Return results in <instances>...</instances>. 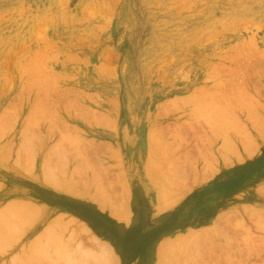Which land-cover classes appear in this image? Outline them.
<instances>
[{"label":"rangeland","instance_id":"1","mask_svg":"<svg viewBox=\"0 0 264 264\" xmlns=\"http://www.w3.org/2000/svg\"><path fill=\"white\" fill-rule=\"evenodd\" d=\"M36 183L126 226L141 197L156 239L101 249ZM263 246L264 0H0V264H264Z\"/></svg>","mask_w":264,"mask_h":264},{"label":"crops","instance_id":"2","mask_svg":"<svg viewBox=\"0 0 264 264\" xmlns=\"http://www.w3.org/2000/svg\"><path fill=\"white\" fill-rule=\"evenodd\" d=\"M22 187L26 188L27 186ZM35 187L36 190L34 189V191L32 190V188L29 189L36 195L37 200L39 201V203H37V205L39 206V210H41L42 212H67L68 214L76 218L78 221H83L95 233V235L90 236V238L94 243L99 244L101 249L103 244V247L105 249L108 248L109 244L113 249H116L120 256H122L123 250L121 251V249L123 248L120 249L119 245L123 243L124 247H126V239H133V241L135 239L136 241L140 242L143 239H156L154 238L155 234L153 233L152 235L153 228L151 221L149 220L148 209L145 207L143 199L141 197L138 198L142 203V206L139 205L140 208H137V206L133 202V205L135 207L134 217L138 213L139 215H141L140 221L135 222L134 219L131 225L126 226L124 222L111 218L106 213L107 211H103L97 206H95L92 210L90 206L88 209V205L83 203L85 205L66 209L63 204L61 205L60 203L55 202L54 200L49 198L57 194L55 193L54 189L47 188L45 187V185H41L40 183H36ZM163 230H165L164 227ZM117 233L119 239H113V235ZM158 239H164V236L161 238L159 237ZM147 250L140 251V256L142 257L147 252Z\"/></svg>","mask_w":264,"mask_h":264},{"label":"bare ground","instance_id":"3","mask_svg":"<svg viewBox=\"0 0 264 264\" xmlns=\"http://www.w3.org/2000/svg\"><path fill=\"white\" fill-rule=\"evenodd\" d=\"M34 58H35V57H34ZM44 58H45V57H44ZM44 63H46V62H44ZM40 64H41V63H40ZM45 65H46V64H45ZM38 70H39V69H38ZM35 71H36V70H35ZM35 71H34V72H35ZM225 71H226V70H225ZM23 72H24V71H23ZM30 72H31V71H30ZM31 73H32V72H31ZM39 73H40V72H39ZM31 75H32V74H31ZM40 75H41V73H40ZM32 76H33V75H32ZM34 78H35V76H34ZM30 79H31V78H30ZM45 79H46V78H45ZM45 79H44V80H45ZM47 79H48V78H47ZM33 80H34V79H33ZM235 81H236V80H235ZM244 82H245V81H244ZM41 83H42V82H41ZM240 84H241V83H240ZM242 84H243V83H242ZM39 86H40V85H39ZM211 86H212V85H211ZM54 88H55V87H54ZM214 88H215V87H214ZM217 88H218V87H217ZM29 89H31V88H28V90H29ZM215 90H216V89H215ZM221 90H222V89H221ZM40 91H41V90H40ZM200 92H201V91H200ZM229 93H230V92H229ZM199 96H200V95H199ZM222 96H223V95H222ZM42 98H43V97H42ZM220 98H221V97H220ZM207 102H208V101H207ZM218 102H219V101H218ZM36 103H37V102H35V104H36ZM215 105H216V104H215ZM71 107H73V106H71ZM216 107H217V106H216ZM231 107H232V106H231ZM231 107H230V108H231ZM19 108H20V107H19ZM43 108H44V107H43ZM218 108L220 109V107H218ZM218 108H216V109H218ZM228 108H229V107H228ZM214 109H215V108H214ZM223 109H224V107H223ZM224 110H226V109H224ZM230 110H231V109H229V111H230ZM219 111H221V110H219ZM229 111H226V112H229ZM36 112H37V111H36ZM205 113L207 114L206 111H205ZM224 113H225V112H224ZM203 114H204V112H203ZM47 115L50 116V114H47ZM228 115H229V114H228ZM232 119H233V118H232ZM216 120H217V119H216ZM220 120H223V119H220ZM229 121H230V120H229ZM213 122H214V121H213ZM225 122H226V121H225ZM217 125H218V124H217ZM251 125H252V124H251ZM218 127H219V126H218ZM252 127H254V126H252ZM216 128H217V127H216ZM257 128H258V127H257ZM255 129H256V128H255ZM212 130H213V129H212ZM212 132H213V131H212ZM235 132H237V131L235 130ZM48 133H49V132H48ZM258 133H259V132H258ZM61 135H62V134H61ZM69 135H70V134H69ZM244 136H245V135H244ZM62 137H63V136H62ZM68 137H69V136H68ZM68 137H67V138H68ZM242 138H243V137H242ZM69 139H70V138H69ZM66 140H67V139H66ZM66 140H64V141H66ZM71 140H72V139H71ZM74 140H75V139H74ZM81 140H82V139H81ZM242 140H243V139H242ZM253 140H254V139H253ZM231 141H232V140H231ZM71 142H72V141H71ZM69 143H70V142H69ZM78 144H79V143H78ZM78 144H77V145H78ZM27 145H28V144H27ZM207 145H208V144H207ZM219 146H220V145H219ZM71 147H72V146H71ZM154 147H156V146L154 145ZM210 147H211V146H210ZM220 147H221V146H220ZM149 148H150V147H149ZM152 148H153V147H152ZM151 150H152V149H151ZM174 150H175V149H174ZM156 151H157V150H156ZM78 152H79V151H78ZM175 152H176V151H175ZM197 153H198V152H197ZM186 154H188V153L186 152ZM182 158H183V157H182ZM185 158H187V157H185ZM190 161H191V159H190ZM76 166H77V165H76ZM195 166H196V165H195ZM195 166H194V167H195ZM156 167H157V166H156ZM47 170H48V169H47ZM43 171H44V170H43ZM47 173H48V172H47ZM98 175H99V174H98ZM162 177H163V176H162ZM168 179H169V178H168ZM171 179H172V177H171ZM171 179H170V180H171ZM73 183H74V182H73ZM73 183H72V184H73ZM72 184H71V186H72ZM83 184H84V183H83ZM90 185H91V184H90ZM74 186H76V185H74ZM68 188H69V187H68ZM74 188H75V187H74ZM82 190H83V189H82ZM82 190H81V191H82ZM98 191H99V190H98ZM72 192H73V190H72ZM78 194H79V193H78ZM100 194H101V193H100ZM101 197H102V196H101ZM110 201H111V200H110ZM20 206H21V204H20ZM21 207H22V206H21ZM34 207H35V206H34ZM34 207H33V208H34ZM38 207H39V206H38ZM104 208H106V207H104ZM101 209H102V207H101ZM33 212H34V211H33ZM35 213H36V212H35ZM260 218H261V217H260ZM253 220H254V219H253ZM77 222H78V221H77ZM79 225H80V224H79ZM79 225H78V226H79ZM255 225H256V223H255ZM82 227H83V229H84V226H82ZM74 229H75V228H74ZM261 230H262V229H261ZM80 231H81V230H80ZM83 231H84V230H83ZM85 231H86V230H85ZM223 233H224V232H223ZM248 233H249V232H248ZM219 234H220V233H219ZM222 235H223V234H222ZM224 235H225V234H224ZM204 237H205V236H204ZM251 237H252V236H251ZM206 238H208V237H206ZM179 239H180V238H179ZM201 239H202V238H201ZM213 239H214V238H213ZM204 240H205V239H204ZM206 241H208V240H206ZM206 241H205V243H208V242H206ZM228 241H229V240H228ZM213 242H214V241H213ZM215 242H216V241H215ZM229 243H230V242H229ZM190 244H191V243H190ZM196 244H197V243H196ZM198 244H199V243H198ZM209 244H210V243H209ZM204 245H205V244H204ZM233 245H234V244H233ZM247 245H248V244H247ZM101 246H102V245H101ZM103 246H104V244H103ZM103 246H102V248H103ZM196 247H197V246H196ZM199 247H201V245H199ZM199 247H198V248H199ZM263 247H264V246H263ZM111 248H112V247H111ZM227 248H228V247H227ZM253 249H254V248H253ZM217 250H218V249H217ZM226 250H228V249H226ZM219 251H220V250H219ZM221 251H222V250H221ZM225 252H226V251H225ZM225 252H223V253L225 254ZM228 252H229V251H228ZM259 252H260V251H259ZM112 253H113V252H112ZM202 255H203V254H202ZM227 255H228V254H227ZM204 256H205V255H204ZM215 257H216V256H215ZM105 259H106V258H105ZM222 259H223V258H222ZM222 259H221V260H222ZM225 260H226V259H225ZM223 261H224V260H223ZM223 261H222V262H223ZM239 261H240V260H239ZM219 262H220V261H219ZM226 262H227V261H226ZM232 262H233V261H232ZM230 263H231V262H230ZM234 263H235V262H234ZM241 263H242V262H241Z\"/></svg>","mask_w":264,"mask_h":264}]
</instances>
